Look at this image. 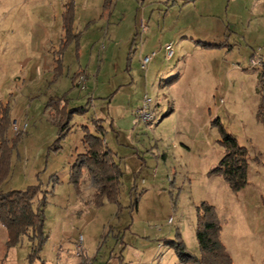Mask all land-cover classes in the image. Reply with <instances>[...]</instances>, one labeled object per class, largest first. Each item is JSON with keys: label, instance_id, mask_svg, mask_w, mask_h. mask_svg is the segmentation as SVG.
<instances>
[{"label": "rangeland", "instance_id": "1", "mask_svg": "<svg viewBox=\"0 0 264 264\" xmlns=\"http://www.w3.org/2000/svg\"><path fill=\"white\" fill-rule=\"evenodd\" d=\"M77 5L82 6L77 0H0V108L10 106L12 123L15 119L21 126L29 123L26 137L24 134L13 151L9 172L12 179L6 186L25 189L41 183L48 201L47 241L41 252L31 259L33 243L27 235L21 236L14 245L8 244V238L6 243L0 241V264H180L175 249L164 240L182 239L187 250L199 256L197 206L202 202L215 206L222 223L220 237L234 264H264V116L259 115V106L264 104V72L253 81L247 77L246 81L244 78L242 82H235L229 96L215 91L218 83L205 79L202 72L198 77L199 92L209 91L203 100L205 107L211 102L210 119H219L249 152V184L242 191L233 192L225 183L229 190L225 193L215 179L221 175L209 173L223 156L224 149L219 142V129L207 119L206 112L202 121L201 118L186 120L184 114L176 113L161 123H158L161 117L157 113V121L143 122L144 125H137L141 120L135 114L134 124L110 114V110L117 109L108 107V100L120 84H128L123 94L132 96L135 102L144 100L148 94L154 101L152 107L161 102L164 109L170 110L175 104L170 95L162 94L159 85H153L152 81L149 85L144 81L138 87V76L147 74L138 64L135 51L125 68L122 66V46L126 48L130 42L136 47L144 38L142 24L137 32L129 31V25L133 24L130 10L117 25L123 30L117 40L114 39L120 46L109 68V80L100 81V77V87L95 92L96 77L92 75L93 97H84V104L89 102V111L85 115H74L68 121V127L73 130L63 141L67 153L79 140L77 122L103 115L99 117H103L109 130L110 143L116 142L122 155H131L127 163L123 162L125 173L119 203L108 200L97 203L94 196H89V189L81 188V184L77 186L81 192L76 202L67 183L61 182L53 170L56 157L49 156L55 151L50 145L56 139V130L59 131L60 114L56 111L57 102L56 109L54 104L48 108L47 103L51 98H63L62 103L72 108L68 95L72 89L76 93L82 90L77 85L78 78L87 68L80 67L79 63L83 65L90 56L91 48L84 54L85 46L91 41L89 37L101 33L100 43L106 45L109 39L107 27L102 29L99 25L101 14L95 11L92 18H77ZM114 5L115 0H112V4L103 5V9L110 14ZM71 7L74 19L68 33L64 29V13ZM167 44L170 43L165 46ZM92 48L96 55L102 46ZM55 64L56 80L61 76L65 80L59 86L49 83ZM249 68L261 70L262 67L253 68L250 63ZM132 75L136 80L132 79L131 83ZM126 79L128 82H124ZM70 81L71 88L64 92ZM162 83L163 88L170 84L165 80ZM82 92L88 93L87 90ZM14 104L21 116L15 113L11 116ZM101 105L105 106L103 110L99 108ZM134 127L140 129L135 134L136 143H132L131 136ZM16 136L11 124L8 132L11 143ZM139 167L141 169L135 172ZM87 178L93 190L96 181L89 175ZM160 243H164L162 250Z\"/></svg>", "mask_w": 264, "mask_h": 264}, {"label": "crops", "instance_id": "2", "mask_svg": "<svg viewBox=\"0 0 264 264\" xmlns=\"http://www.w3.org/2000/svg\"><path fill=\"white\" fill-rule=\"evenodd\" d=\"M104 1L105 0H77V3L82 4V6L77 5L79 6L77 9V18H92L90 17L93 15L92 13L98 11L97 14H101L99 25H101L102 29L105 26L107 27L106 34L109 39L106 45L105 43H100L103 39L101 33H98L94 38H92V36L89 37L91 41L88 46H85L84 54L91 48L90 56L83 62V65L79 63L80 67L86 66L87 68L84 72L89 85V88L86 89L88 93H84L82 91L85 90L80 89L76 93L72 89L68 95L70 102L68 103L71 107H77L74 105L76 104L75 102L79 104L78 106H83L85 105L84 103L87 97H93V90L91 88V78L93 76L96 77L95 84L97 83L95 92L99 90L100 85H98V83L100 77V81L109 80V68L113 66L115 53L119 51L118 49L120 46L114 39L117 40L118 35H120L123 30L117 25H120L121 23L119 22L126 18L129 10L131 11L130 14L133 16L131 17V19H133V24L129 25V31L131 33L133 31L137 32L142 22L145 24V30H143L144 38L136 47L134 46L135 43L130 45V42H127L125 45L126 48L122 46V66L125 68L126 61L135 51L138 64L141 65V68L145 70L147 74V76L142 77L137 75L138 87H141L144 81L148 83V85L152 81L153 85H159L162 94L170 95L175 104H178V106L174 104V107L170 109L171 111L166 108L164 109L161 102H157V106L155 105L152 107V102L154 103V101L147 94L146 96L151 100L150 109L155 112V115L158 113L157 116L159 118L161 117L158 123H161L166 118H170L176 113L180 115L184 114L186 120H198L201 118L200 121H202L204 115L207 114V116H209L207 119L212 123V118L210 117L212 115V108L210 107L211 102H207V107H205V101L203 100V98H206L209 91H205L204 89L203 92H199L198 81L200 80L198 77L201 72L208 81L213 82V84L218 83L215 91L223 92L225 95L229 96L232 93L235 82L238 80L242 82L244 78L246 81L247 77L253 81L256 79V76L258 77V74L264 70V64L261 70L249 68L250 61L254 57H260L264 63V0H115V5L110 14L103 9ZM119 4H121V6ZM133 38L134 35L129 40ZM97 42H99V44ZM136 42H138V39ZM166 43H173L176 48L172 58L167 57L165 50ZM204 43L216 46L206 47L203 45ZM221 44L223 45L217 46ZM92 46H102L101 52L99 50V53L95 55V49L92 48ZM71 49L72 48L68 50V53ZM75 51L76 49L74 48V53ZM151 52H156V54L152 61L147 66H144L143 58ZM101 56H103V60ZM157 57L159 59H157ZM55 68L56 64L54 65V73L49 83L58 84L59 86L65 83V80H63L64 77L62 76L56 80ZM101 73H103L102 76ZM152 74L154 75L152 76ZM66 76L70 77L68 74H66ZM132 76L130 79L131 83L133 80H136V77L134 75ZM164 80L168 82L171 80L169 85L164 86L165 88L162 86V81ZM124 82H128L127 79ZM127 85L128 84L119 85L115 94L113 96L111 95L110 100H108V107H111L113 110L117 109L116 111L110 110L111 115L117 116L121 121L126 122L130 120L134 124L135 119H133V117L134 114L137 115L135 109L139 108L143 100L141 101L140 99L135 102L132 100V96L129 98V95L123 94L126 93L125 88ZM70 86H72L71 81L66 84L64 92H67L66 89H69ZM84 97L86 98L84 99ZM201 99L203 101H200ZM115 102H117V104H115ZM114 104L116 105L115 107L113 106ZM17 107V104L12 106L11 116H13L14 113L21 116ZM99 108L103 110L105 106L101 105ZM168 111H170V114L165 116ZM97 116L98 118H92L87 122L81 120L77 122V126L80 128V132H78L79 140L76 144L73 143L71 145L67 153H65L66 143L63 142L64 145L62 143V147L59 151H54L49 154L50 157L53 154L55 155L56 165L53 170L57 173L62 183H67L69 191L75 195L76 202L79 199L78 193L81 191L71 182L72 167L79 154L84 153L86 150L84 144L86 128L91 133H96L93 120H102L105 143L113 152L115 160L119 162L122 167L123 162L127 163L131 156L122 155L116 142L114 144L110 143L108 136L109 130L104 124L103 117H99L103 115ZM157 116L156 121L158 119ZM194 117H196V119ZM111 118L114 121L115 118ZM137 125H144V123L141 121V123L139 122ZM119 129L122 131V127H119ZM72 130L73 129H71L70 132ZM139 130V128H133V134L131 135L132 143H136L137 137L135 134ZM119 132L118 134H120ZM141 132H143L142 129ZM26 135L27 131L25 132V137ZM57 137L58 130H56V138ZM67 137L68 136H66V138ZM181 144L183 146L185 145V143L182 142ZM165 159L169 161L166 156ZM139 169L141 168L139 167L134 171L138 172ZM215 177V179H217V184L221 186L225 193H228L227 191L229 190L227 187L229 185L225 179L222 176ZM10 179H12L11 176L2 184V189L4 191L17 189L13 185L9 187L6 186ZM87 179L86 175L81 183V188H88L90 191L89 196L93 197L96 192V185L95 188L91 190L90 185L87 184ZM91 179L95 180L93 177H91ZM225 183L228 186H226ZM71 185H73L74 188L71 189ZM230 191H232L231 188ZM46 211L47 206L45 207V215ZM8 238L9 235L6 226L0 223V241L6 243ZM166 241L167 240H164V243ZM164 243L159 244L160 250L164 249Z\"/></svg>", "mask_w": 264, "mask_h": 264}, {"label": "trees", "instance_id": "3", "mask_svg": "<svg viewBox=\"0 0 264 264\" xmlns=\"http://www.w3.org/2000/svg\"><path fill=\"white\" fill-rule=\"evenodd\" d=\"M112 0H105V7H109ZM74 19L72 7L64 13V29L71 32V23ZM215 47L216 45L203 44ZM217 45V46H222ZM264 72V70H263ZM56 75V68H55ZM74 81V80H73ZM171 82V80L169 81ZM78 85V83H77ZM66 97L64 96V99ZM63 98H51L47 103L60 114L58 120V137L50 145L51 150L59 151L71 128L69 120L74 115H85L89 110V103L83 106L67 108L63 104ZM63 102V103H62ZM171 111V110H170ZM170 111L165 116L170 114ZM58 114V115H59ZM259 115L264 116V104L259 106ZM67 119V120H66ZM12 124L10 118V106L0 108V223L8 229L9 245L16 244L20 237L27 235L33 243L30 258L38 255L47 241L45 232V207L47 195L41 183L30 185L25 189L4 191L2 184L8 178L10 172V160L18 141L25 133H18L11 143L8 132ZM212 124L217 126L221 135V143L224 154L219 162L210 170L212 175H221L233 192H238L249 183V152L238 142L237 138L229 133L219 119H213ZM96 133H91L86 128L84 136L85 152L79 154L72 167L71 182L79 186L84 177L89 175L96 181L94 199L97 203L104 200L119 203L122 177L124 170L122 165L114 158L113 152L107 147L104 139L102 120H93ZM56 174L54 180H56ZM198 221L196 235L200 245V255H194L187 250L182 239L169 240L165 243L175 249L180 264H234L226 246L221 240L222 223L218 217L215 206L202 202L197 206Z\"/></svg>", "mask_w": 264, "mask_h": 264}, {"label": "built area", "instance_id": "4", "mask_svg": "<svg viewBox=\"0 0 264 264\" xmlns=\"http://www.w3.org/2000/svg\"><path fill=\"white\" fill-rule=\"evenodd\" d=\"M142 29L145 30V24L142 22ZM165 50H166V54L168 58H172L174 53H175V46L174 44L170 43L167 44L165 46ZM156 52H153L150 55H147L146 57L143 58V64L144 66H147L153 59V57L155 56ZM251 63V67L255 68V67H262L263 65V61L260 57H254L251 59L250 61ZM78 86L82 89V90H86L87 89V77L85 74H82L79 76L78 78ZM150 103L151 100L148 96H145L142 106L138 108V110L136 111V114L138 116V118L144 122V123H153L156 121V115L155 112L153 110L150 109ZM29 127V123L25 122L22 126L20 125V123L18 122V120H15L12 123V129L14 131V133L17 135L18 133H25L27 131ZM80 248L82 249V245H80Z\"/></svg>", "mask_w": 264, "mask_h": 264}]
</instances>
